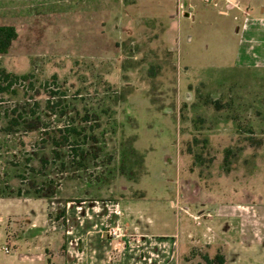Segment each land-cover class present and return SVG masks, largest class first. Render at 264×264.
I'll use <instances>...</instances> for the list:
<instances>
[{"label":"rangeland","instance_id":"1","mask_svg":"<svg viewBox=\"0 0 264 264\" xmlns=\"http://www.w3.org/2000/svg\"><path fill=\"white\" fill-rule=\"evenodd\" d=\"M240 5L264 20V0ZM230 7L0 0L17 32L0 53V261L37 241L29 217L65 242V210L96 200L176 240V264H264V29L242 34Z\"/></svg>","mask_w":264,"mask_h":264},{"label":"crops","instance_id":"2","mask_svg":"<svg viewBox=\"0 0 264 264\" xmlns=\"http://www.w3.org/2000/svg\"><path fill=\"white\" fill-rule=\"evenodd\" d=\"M218 1L225 7L232 3L230 9L240 12L242 19H240L239 32L244 34L243 29L246 27L247 37H254V33L259 36L262 33L264 20L261 16L243 9L240 5L241 0ZM186 11L189 12V16L184 15ZM176 17L178 19L181 17L193 18V15L182 4L181 6L177 5ZM234 19L239 20V17L234 16ZM255 25L260 26L259 30H255ZM238 29L239 27H237ZM177 198L171 202L175 209L174 202L176 205L178 204ZM69 203L71 202H68L67 206ZM85 203L92 204L84 205ZM181 209V212H177L185 213L188 217L193 216L195 221L203 210H191V203L182 205ZM65 219L64 234L66 236L65 242H63V234L56 230V227L53 228L49 225L50 232L48 233L45 228L37 227L33 218L29 217L28 230L32 231L30 235L37 241L27 248L28 252L10 254L4 257L0 264H176L174 258L178 253L176 247H179L176 240L168 242L163 237L141 233L138 226L128 225L125 222L126 218L120 213L118 202L81 201L76 203L71 211L65 210ZM43 222L45 223V221ZM110 227H120V235L115 238L104 236L103 233ZM38 228L40 230L36 231ZM128 232L134 234L129 235ZM7 235L14 236L15 234L8 233ZM38 239L43 242L38 243Z\"/></svg>","mask_w":264,"mask_h":264},{"label":"trees","instance_id":"3","mask_svg":"<svg viewBox=\"0 0 264 264\" xmlns=\"http://www.w3.org/2000/svg\"><path fill=\"white\" fill-rule=\"evenodd\" d=\"M17 37V32L15 28L11 25H0V53H5L8 47L11 45V42L15 40ZM0 74H2L5 78L8 75L5 73L4 69L0 68ZM21 78H25L26 75H20ZM213 104L219 106L218 102L215 101ZM263 139L257 137H250V144L253 146L264 145ZM229 150L227 149L226 152ZM20 192H18V195ZM201 262L197 264H224L225 259L224 256L217 251L213 254V256H209L207 253L201 256Z\"/></svg>","mask_w":264,"mask_h":264},{"label":"built area","instance_id":"4","mask_svg":"<svg viewBox=\"0 0 264 264\" xmlns=\"http://www.w3.org/2000/svg\"><path fill=\"white\" fill-rule=\"evenodd\" d=\"M119 228L117 227H110L108 228L106 231H105V235L108 237V238H115V237H118L120 235V233L118 232ZM4 250L6 252H8V249L7 248H4Z\"/></svg>","mask_w":264,"mask_h":264},{"label":"water","instance_id":"5","mask_svg":"<svg viewBox=\"0 0 264 264\" xmlns=\"http://www.w3.org/2000/svg\"><path fill=\"white\" fill-rule=\"evenodd\" d=\"M184 15H185V16H189V13H188V12H185Z\"/></svg>","mask_w":264,"mask_h":264}]
</instances>
